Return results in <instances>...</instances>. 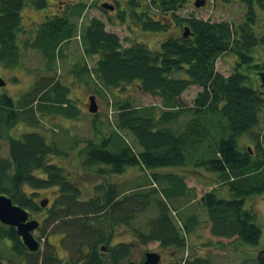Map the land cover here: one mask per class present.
I'll return each mask as SVG.
<instances>
[{
    "label": "trees",
    "instance_id": "trees-1",
    "mask_svg": "<svg viewBox=\"0 0 264 264\" xmlns=\"http://www.w3.org/2000/svg\"><path fill=\"white\" fill-rule=\"evenodd\" d=\"M187 1L126 0L118 13L120 21L128 19L130 28L135 24L165 35L152 49L142 41L124 46L101 19H85L91 4L84 0L67 2L63 11L47 12L30 26L24 22V9L30 4L35 10H45L50 6L48 0H0V65L17 67L28 48L37 50L44 61L42 71L18 98L0 95V142L8 144V156L0 154V195L26 209L39 222L35 230L41 229L42 236L48 227L61 229L65 235L70 232L66 245L76 248V264H122L134 245L120 242L108 247L111 234L107 235L106 226L118 223L133 230L142 243L156 241L161 247L183 249L185 236L200 226L197 205L204 209L213 237L232 239L238 250L258 244L262 230L249 199L264 192V128L259 129L264 111V84L259 77L264 71V53L262 62L253 61V52L264 44V25L259 29L256 25L264 21V0H213L224 5L241 2L245 14L238 24L182 16ZM79 18L84 22L81 30L76 24ZM185 27L190 30L188 36L183 35ZM76 38L83 54L80 59H68V47ZM226 52L237 57L228 75L215 66ZM88 57L93 59L92 66ZM65 63L66 76L89 88L91 95L113 91L114 98L108 102L114 113L103 126L97 111L91 112L90 136L74 135L62 146L59 133L49 140L50 135L38 127L45 116L80 117V107L70 96L72 88L57 71ZM245 69L252 73L246 75ZM132 83L158 97L160 104L137 106L113 90L124 91ZM190 86L200 90L186 105L181 95ZM19 123L32 129L16 136L13 130ZM244 136L253 140L254 151L241 148ZM74 143L79 149L71 153ZM132 167L144 171L140 185L110 183L102 196L81 197L75 172L119 175ZM178 167L208 178L211 188L196 198L195 188L187 185L186 174ZM46 188L53 195L43 207L35 196ZM180 198L192 200L189 212L187 208L181 213L175 203ZM148 206L156 209V215L146 228L131 229L132 220ZM44 208L43 219L33 217ZM171 210L179 214L180 226ZM0 242H10L7 258L0 255L2 264H59L48 254L36 256L39 249L29 251L16 228L1 221ZM103 243L105 247L98 248ZM81 246L88 247L86 253ZM249 259L252 264H264V254Z\"/></svg>",
    "mask_w": 264,
    "mask_h": 264
},
{
    "label": "rangeland",
    "instance_id": "rangeland-1",
    "mask_svg": "<svg viewBox=\"0 0 264 264\" xmlns=\"http://www.w3.org/2000/svg\"><path fill=\"white\" fill-rule=\"evenodd\" d=\"M50 2L49 8L45 10H35L32 6H28L24 9L23 17L26 25H31L34 21L39 23L44 17L45 13L53 14L57 13L60 10V6H67V2L69 4H74L77 0H48ZM60 1L62 3H60ZM87 1L88 9L84 15V18L90 19L91 17H97L101 19L105 23V28L109 31L115 32L122 40V44L124 46L128 45L132 41H142L146 43L150 48L155 49L159 45V41L165 36L160 33H152L148 31L141 30L140 28L135 27V24H132L130 28L131 20L120 21L117 19V10L115 13L107 11H103L98 5L107 0H84ZM113 2V0H108ZM59 2V3H58ZM71 2V3H70ZM194 0H188L183 8L181 15H189L193 14L195 17L199 18H211L214 20H228L234 22V24H238L244 19L245 8L244 5L239 1H233L230 4L224 5L223 3L213 0H207L206 6L202 8H197L194 6ZM123 5V4H121ZM48 9V10H47ZM264 14V13H263ZM262 14V15H263ZM84 23L80 18L76 20V24L80 27L81 24ZM258 29L264 25V21L259 20L256 23ZM78 30V31H79ZM264 31V30H263ZM79 33V32H78ZM78 38V36H76ZM73 39L70 43L67 51L68 59L78 58L82 56L83 52L81 50L79 40ZM257 48V47H256ZM255 51V50H254ZM264 53V44H260L259 48L255 53L253 52L255 58L253 61L262 62ZM237 57L233 52H226L220 55L215 63L216 69L228 75L236 66ZM87 63L89 66L93 65V59L88 57ZM68 65L65 63L62 66L57 68V71L64 77V82H66L69 86H71L70 96L75 99L80 107V117L77 119H68L63 118L61 116H45L42 119L41 126L38 127V130L42 133L49 134L50 137L47 139L52 140L54 133H59V137L57 139H61V145L65 146L68 144L70 137L72 139L73 136L76 135L80 138H87L90 136L91 130V121L93 119L92 113L89 111V100L88 95L93 94L91 90H87V88L82 85L79 86L71 76H66L65 69ZM44 68V61L40 55V53L35 50L28 48L25 50L23 57L21 59L20 65L15 68L6 69L2 65H0V78L5 81V85L0 86V95L8 94L14 98H18L22 93L28 90L31 86V82H33L34 76L42 71ZM252 68V67H251ZM246 75L252 73L251 70H244ZM114 92L121 95V97L131 99V102L134 105L142 106L148 104H160V99L158 97L152 96L149 93H145L140 91L137 86L132 83V85H128L124 91H120V89H113ZM200 90L198 86H190L187 88L181 95L183 102L186 105H190L193 101L194 96L197 91ZM113 91H105L101 94H96L95 100L98 106L96 118L103 126L107 125L108 122L111 121L114 108L109 105L108 99L113 100ZM80 100V103H79ZM264 128V111L262 113V120L259 126V129ZM32 128L27 124H17L16 128L13 130V133L16 136H19L21 132H25L27 130H31ZM55 131V132H54ZM129 137V134L127 135ZM51 138V139H50ZM131 140V136H130ZM1 150L0 154L2 156H8V144L6 141H1ZM241 148H249L251 151L255 150V145L252 139L249 136H244L240 140ZM79 149V145L76 147L75 143L70 146L71 153H76ZM53 160L57 163H62V161L58 160L56 157H53ZM64 164V163H63ZM71 171L72 167H68ZM180 172H184L186 174L185 181L188 186L194 187L196 192V198L209 190L211 187L207 184L209 181L208 178L196 175V171L193 172L190 168H181L178 167ZM77 183H79L81 189V197L87 199L88 196L99 195L102 196L104 190L110 183H119L120 186H138L144 179V171L137 168H127L124 173L119 175H98L91 172L79 171L75 172ZM195 175V176H194ZM84 184H82V183ZM101 188V190H97L95 187ZM53 190L51 188L40 189L38 190L36 199L43 200L47 198L49 201L52 198ZM175 203L177 206L181 208L182 211L189 208L188 212L191 210L192 200L188 198H180ZM196 203V202H194ZM249 203L256 210L258 215V222L261 227L262 233L258 244L256 246H247L246 248H240L239 250L232 243V239H222L213 237L209 233L208 225L206 224V214L204 209L197 205L199 218H200V226L187 234L186 237V245L183 249H177L176 247H161L158 242L152 241L148 243H142L135 232L127 229L128 227L125 225L117 224L115 227L111 228V225L106 226L108 231L107 235H110L108 247L112 248L116 244L120 242H131L134 246L131 249V254L127 257L122 264H143L145 260L146 252L153 251L158 252L161 256L160 264H186L187 260H190L191 264H252V259L256 258L257 254H264V192L260 195H255L249 199ZM49 204V202H48ZM190 204V205H189ZM191 207H189V206ZM47 213V208L42 209L38 213H35L33 217L38 220L43 219V217ZM172 219L175 223L180 226L181 222L178 221L179 214L175 213V211L171 210L170 212ZM156 215V209L153 206H148L143 212L137 214L134 220L131 223V229L133 227H138L139 229L146 228V224ZM59 219H56L54 222H58ZM61 225V224H60ZM66 231V230H65ZM42 230H35L33 233L40 240V248L36 254L38 255H46L55 257L59 264H76V253L74 250L76 248L67 247L66 245V236H70L71 233L68 232L66 235L63 230L51 231V227H48L47 231H43L45 236L41 234ZM44 235V234H43ZM41 238V239H40ZM10 242L6 244L9 245ZM5 243L0 242V255L3 256L2 259H6L7 255L6 247H8ZM105 243L99 244L98 248L101 246L105 247ZM83 253H86L88 247H83ZM90 251V250H89ZM85 255V254H84ZM1 260V259H0ZM24 260V259H23ZM23 262V261H22ZM82 262V261H81ZM3 264H10L9 262H3ZM23 264H26L25 261Z\"/></svg>",
    "mask_w": 264,
    "mask_h": 264
},
{
    "label": "water",
    "instance_id": "water-1",
    "mask_svg": "<svg viewBox=\"0 0 264 264\" xmlns=\"http://www.w3.org/2000/svg\"><path fill=\"white\" fill-rule=\"evenodd\" d=\"M206 0H194V6L201 8L205 6ZM101 7L113 9L112 5L108 3H102ZM190 30L188 27H185L183 30V35L188 36ZM259 77L261 82L264 84V71L259 72ZM5 81L0 78V86L4 85ZM97 104L95 100V95L89 96V111H97ZM48 199L41 201L43 207L47 206ZM0 221L4 224L13 226L16 228V232L21 238L23 244L27 247L29 251H36L40 247V242L33 234V231L39 226V222L35 219L30 218L29 212L20 207L17 204H14L12 200L5 196L0 195ZM160 254L158 252H146L144 264H158L160 261ZM0 264L2 262L0 261Z\"/></svg>",
    "mask_w": 264,
    "mask_h": 264
},
{
    "label": "flooded vegetation",
    "instance_id": "flooded-vegetation-1",
    "mask_svg": "<svg viewBox=\"0 0 264 264\" xmlns=\"http://www.w3.org/2000/svg\"><path fill=\"white\" fill-rule=\"evenodd\" d=\"M59 3V2H58ZM60 3H62L61 1H60ZM103 3H108L109 5H112L113 6V9H109V8H103L102 7V9H104V11H107L108 13H110V12H113V13H115L116 12V10H117V17L119 16L118 15V13H119V11H121V10H123L124 9V6H125V3H126V0H113V2H110V1H103ZM101 4H102V2H101ZM121 4H123V5H121ZM63 6L64 5H61L60 7H61V11H63L62 10V8H63ZM100 8H101V5H100ZM60 11V10H59ZM118 20H119V17L117 18ZM137 27V26H136ZM138 28V27H137Z\"/></svg>",
    "mask_w": 264,
    "mask_h": 264
}]
</instances>
